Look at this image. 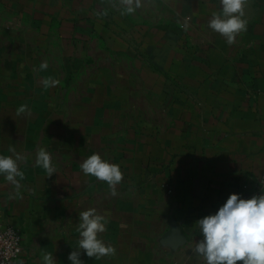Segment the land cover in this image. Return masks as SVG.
<instances>
[{"label": "rangeland", "instance_id": "1", "mask_svg": "<svg viewBox=\"0 0 264 264\" xmlns=\"http://www.w3.org/2000/svg\"><path fill=\"white\" fill-rule=\"evenodd\" d=\"M193 4L192 17H184L176 13L179 8L171 12L155 0H139V6L133 0L131 13L122 0H23L21 7L0 2V155H13L8 149L14 147L25 157L19 165L23 182L45 172L36 166L38 149L52 154L53 166L66 165L72 160L66 152L76 150L84 137L93 136L84 140L86 147L93 141L112 148L116 137L125 144L141 139L152 154L156 141L173 139L179 129L172 96L192 95L199 81L231 78L244 51L264 68V0H247L246 30L232 44L208 27L222 8L203 0ZM176 29L181 34L172 37ZM253 51L257 56H249ZM45 79L58 83L45 87ZM170 82L179 84L172 96L164 92ZM23 104L28 112L17 115ZM115 191L112 195L103 186L90 206L99 213L107 207L100 213L107 223L99 238L116 249L115 255L95 259L82 251L84 264H190L177 253L181 246L148 237L143 216L124 205L113 215L117 222H109L114 200L127 198V190ZM79 212L71 214V223L66 214L57 217L62 234L54 231L55 242L62 254L56 264H71Z\"/></svg>", "mask_w": 264, "mask_h": 264}, {"label": "crops", "instance_id": "2", "mask_svg": "<svg viewBox=\"0 0 264 264\" xmlns=\"http://www.w3.org/2000/svg\"><path fill=\"white\" fill-rule=\"evenodd\" d=\"M9 1L21 7L23 0ZM203 1L212 8H222L220 0ZM193 2L155 0L171 12L179 8L176 13L184 17H192ZM157 27L166 28L165 24ZM174 33L178 36L181 30ZM241 55L242 59L231 68V78L199 81L190 96H172L179 84L166 83L164 92L174 97L179 110V129L173 139L156 141L152 154L141 139L125 144L123 138L116 137L112 148L93 141L86 147L84 137L76 150L66 152L72 160L54 165L56 172L51 177L45 171L27 182L20 180L17 190L1 175L0 222L14 226L22 239V252L15 264H43L44 254L52 253L55 259L62 254L55 242L54 231L62 234L55 224L59 222L57 217L66 214V222L71 223V214L77 209L81 212L93 208L92 201L100 198L99 191L107 185L85 175L80 168L94 153L120 167L123 181L116 189L127 190L126 200H114L109 222H117L113 215L118 214L120 204L124 205L128 212L143 216L140 222L148 237L154 235L158 241L175 221L186 237L177 253H182L190 264H205L192 251L195 242L202 239L195 222L218 211L230 194L247 199L264 192V68L249 60L246 51ZM249 56H257V51Z\"/></svg>", "mask_w": 264, "mask_h": 264}, {"label": "clouds", "instance_id": "3", "mask_svg": "<svg viewBox=\"0 0 264 264\" xmlns=\"http://www.w3.org/2000/svg\"><path fill=\"white\" fill-rule=\"evenodd\" d=\"M220 2L222 10L220 13H213L208 27L225 37L228 44H232L236 35L246 30L247 21L243 17L247 0ZM122 3L129 6L127 12L134 11L131 7L133 0H122ZM136 5L139 6V0H136ZM46 67V63L41 65V68ZM55 83L58 82L44 80L45 87ZM26 112V104L17 109V115ZM8 151L13 155H0V174L18 190L20 180L24 179L19 165L25 157L17 153L14 147H10ZM36 166L42 167L47 177L56 172L52 164V154L45 148L37 150ZM80 168L85 175L106 182L112 195L116 194V186L123 181L120 167L102 159L98 153L88 156L80 164ZM78 218V246L68 255L71 264H84L80 259L82 251L87 257L95 259L115 255L116 249L99 238V234L106 231V218L97 214L95 208L79 212ZM195 223L199 226L202 239L195 242L192 251L202 257L205 264H264V192L247 199L236 193L230 194L218 211ZM43 264H56L52 253L43 255Z\"/></svg>", "mask_w": 264, "mask_h": 264}, {"label": "built area", "instance_id": "4", "mask_svg": "<svg viewBox=\"0 0 264 264\" xmlns=\"http://www.w3.org/2000/svg\"><path fill=\"white\" fill-rule=\"evenodd\" d=\"M262 179L264 180V166ZM22 252V239L17 229L0 222V264H15Z\"/></svg>", "mask_w": 264, "mask_h": 264}, {"label": "water", "instance_id": "5", "mask_svg": "<svg viewBox=\"0 0 264 264\" xmlns=\"http://www.w3.org/2000/svg\"><path fill=\"white\" fill-rule=\"evenodd\" d=\"M160 242L162 245H168L175 249L186 242V237L179 225L175 221H172L170 229L161 236Z\"/></svg>", "mask_w": 264, "mask_h": 264}, {"label": "trees", "instance_id": "6", "mask_svg": "<svg viewBox=\"0 0 264 264\" xmlns=\"http://www.w3.org/2000/svg\"><path fill=\"white\" fill-rule=\"evenodd\" d=\"M159 29H161V30H164L165 32H167L169 29L166 27V28H159ZM166 34V36L167 35H171L172 36V32L171 33H165ZM176 36V34L174 33V35L172 36V37H175ZM160 68V67H159ZM162 71V70H161Z\"/></svg>", "mask_w": 264, "mask_h": 264}]
</instances>
